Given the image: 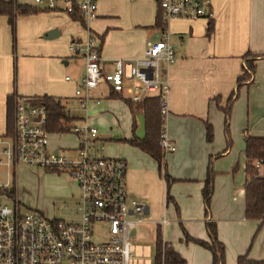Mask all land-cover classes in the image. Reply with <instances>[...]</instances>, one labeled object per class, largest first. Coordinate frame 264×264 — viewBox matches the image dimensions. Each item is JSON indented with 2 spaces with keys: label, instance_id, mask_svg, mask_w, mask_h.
Segmentation results:
<instances>
[{
  "label": "crops",
  "instance_id": "obj_1",
  "mask_svg": "<svg viewBox=\"0 0 264 264\" xmlns=\"http://www.w3.org/2000/svg\"><path fill=\"white\" fill-rule=\"evenodd\" d=\"M208 1L214 21L210 36L208 17H174L166 25L175 50V60L167 70L170 89L165 116L166 132L176 146L166 155L172 178L169 198L158 162L139 147L103 137L98 130L91 150L126 160L129 197L149 207L150 219L147 214L146 220L156 224L155 235L160 228L164 241L171 243L187 264H212L209 249L185 238L187 232L208 240L209 219L216 223L218 238L225 245V264H237L243 254L264 260V222L245 216V139L248 135L264 136V58L256 62L253 81L240 86L232 102L229 140L221 108L236 90L244 55L264 52V0ZM26 2L39 11L17 17V55L8 17L0 15V135L6 134L7 96L15 94L61 98L69 112L81 118L78 122L99 125L105 133L104 121L110 119L111 132L122 131L125 138H131L134 116L123 99L130 97L128 92H116L102 82L88 92L84 107L79 104L75 89L85 73V59L82 51L72 52L70 44L74 41L83 49L87 37L83 19L42 8L34 0ZM158 13V0H97V17L89 28L99 38L106 71L112 70L113 59L141 56L148 40L160 38ZM51 30L57 32L48 37L46 32ZM206 123L213 126L211 141ZM121 126L124 129L120 130ZM50 134V146L58 148ZM76 141L74 147L60 148L73 156L79 145ZM210 160L215 180L211 211L206 216L203 186Z\"/></svg>",
  "mask_w": 264,
  "mask_h": 264
},
{
  "label": "built area",
  "instance_id": "obj_2",
  "mask_svg": "<svg viewBox=\"0 0 264 264\" xmlns=\"http://www.w3.org/2000/svg\"><path fill=\"white\" fill-rule=\"evenodd\" d=\"M34 1L48 10L80 16L86 25L83 49L74 41L70 44L71 51H82L85 59V73L75 89L81 107L88 92L106 82L116 92H128L135 102L159 96L165 121L170 89L167 70L175 60L167 21L174 17H209L208 0H158L160 38L148 40L141 56L113 59L111 71L104 69L99 38L89 28V23L97 17V0ZM66 110L70 111L67 107ZM14 115L12 134L0 135V167L6 166L8 175L19 163L66 171L77 181L79 200L76 220L48 218L36 211L23 212L17 200L13 205L4 203L3 196H10V191L0 183V264H130V229L147 221L149 207L128 195L126 160L92 152L91 143L98 129L84 121L71 127L79 144L73 156L66 148H52L44 103L17 95ZM160 146L166 153L176 148L165 124ZM254 163L260 170L264 159ZM166 221L163 218L162 223ZM98 223L104 224L102 239L95 238L94 226Z\"/></svg>",
  "mask_w": 264,
  "mask_h": 264
},
{
  "label": "trees",
  "instance_id": "obj_3",
  "mask_svg": "<svg viewBox=\"0 0 264 264\" xmlns=\"http://www.w3.org/2000/svg\"><path fill=\"white\" fill-rule=\"evenodd\" d=\"M39 11V8L33 7L27 3H19L17 0H0V15H6L8 22L11 25L12 33L15 41L16 19L20 15H29ZM77 16V15H76ZM207 34L210 36L214 31V21L212 17H208ZM84 24V21H83ZM156 26H161V19L158 13ZM259 58H264V52L251 53L247 52L244 55L243 72L237 78V87L229 97L225 107H221L225 112V130L229 140V124H230V109L232 102L238 94L240 86L253 81L256 72V62ZM119 96H121L119 94ZM122 97V96H121ZM130 107L134 116L133 131L131 138H123L131 145L139 147L142 151L153 157L159 164L160 170L166 181L167 191L169 190L172 178L167 171L166 155L167 153L160 146V133L164 127L165 121L162 118L160 97L153 96L144 99L141 102H135L130 98H123ZM32 102L44 103L47 108V123L46 128L50 133L71 132V127L81 118L71 114L66 110L61 98L43 95L31 98ZM14 102L15 94L7 96L6 99V134H12L14 127ZM138 113H143L146 122V137L139 139L135 131L138 127ZM207 139H213V126L206 123ZM246 147L245 154L247 158L246 174L247 180L245 183V216L247 219L259 220L264 222V175L255 167L257 159H264V136L248 135L245 139ZM220 155V154H218ZM215 171L210 160L207 169V175L203 186V200L205 205V214L209 215L211 211V199L214 190ZM13 196V189L9 192ZM169 198V191L167 192ZM209 239L195 238L185 232L187 242L198 243L209 249L212 253V264H225V245L218 238L216 223L212 220L206 221ZM154 264H187V260L180 255L174 246L165 242L160 228L156 231L155 240V255ZM237 264H264V260H258L248 257L247 254L240 255L237 258Z\"/></svg>",
  "mask_w": 264,
  "mask_h": 264
},
{
  "label": "rangeland",
  "instance_id": "obj_4",
  "mask_svg": "<svg viewBox=\"0 0 264 264\" xmlns=\"http://www.w3.org/2000/svg\"><path fill=\"white\" fill-rule=\"evenodd\" d=\"M26 1L29 0H23V3H27ZM12 40L16 51L18 41L17 29L15 31V41L13 33ZM15 55H17V51ZM74 113L78 112L74 111ZM91 115H93L92 112ZM104 123L107 127L105 133L101 132L102 130L99 125H94L103 137H113L114 140L125 138V134L122 131L119 134L111 132L110 119H106ZM122 129H124V126H121L120 130ZM50 140L53 145L57 143L58 148L63 147V145L74 147L77 137L72 132L51 133ZM260 171L264 175V165ZM7 172L8 168L6 166L0 167V183L5 184L9 191L13 189V196H3L2 200L4 203L13 205V202L17 200L23 212L36 211L48 218L77 219L76 209L79 200V188L77 181L69 173L30 166L25 163H19L13 168L11 175H8ZM149 216L150 214L147 215L148 219H150ZM103 225L102 223L95 224L94 232L96 239L105 237ZM155 227L156 224L147 221L131 227L130 251L132 258L130 264H154Z\"/></svg>",
  "mask_w": 264,
  "mask_h": 264
},
{
  "label": "water",
  "instance_id": "obj_5",
  "mask_svg": "<svg viewBox=\"0 0 264 264\" xmlns=\"http://www.w3.org/2000/svg\"><path fill=\"white\" fill-rule=\"evenodd\" d=\"M55 32H57V30H51L46 32V35L48 37H51L52 35H54ZM137 118H138V127L135 131V134L139 139H143L146 137V122H145L144 114L138 113Z\"/></svg>",
  "mask_w": 264,
  "mask_h": 264
}]
</instances>
